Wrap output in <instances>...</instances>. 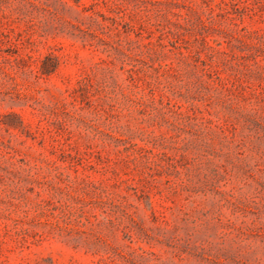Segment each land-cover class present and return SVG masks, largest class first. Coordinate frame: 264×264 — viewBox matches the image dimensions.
Returning <instances> with one entry per match:
<instances>
[{
    "label": "rangeland",
    "instance_id": "374dc122",
    "mask_svg": "<svg viewBox=\"0 0 264 264\" xmlns=\"http://www.w3.org/2000/svg\"><path fill=\"white\" fill-rule=\"evenodd\" d=\"M0 264H264V0H0Z\"/></svg>",
    "mask_w": 264,
    "mask_h": 264
}]
</instances>
